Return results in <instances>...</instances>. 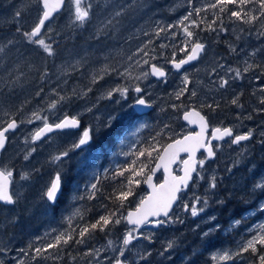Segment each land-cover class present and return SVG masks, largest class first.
<instances>
[{"label":"rangeland","instance_id":"obj_1","mask_svg":"<svg viewBox=\"0 0 264 264\" xmlns=\"http://www.w3.org/2000/svg\"><path fill=\"white\" fill-rule=\"evenodd\" d=\"M118 2L125 3L127 0H92L94 7L96 5L100 6L96 8L98 14L82 27L71 22L72 17L68 11V6L66 11L61 13L50 25L55 29L53 47L56 55L53 57H48L47 54L41 55L40 50L24 42L17 34L0 35V47L6 45L8 39L17 41L15 46L10 45L5 48L4 52L0 53V91L7 92L9 90L5 83L9 79V73L13 74V78L19 75L23 85H17L15 95L10 100L4 95H0V122L8 118L5 116V112L15 111V107H19L26 100L28 103L25 105V113L19 117L20 119L30 115L32 110L46 109L49 97L52 96L51 88L56 86L62 95L66 93L71 95V100L58 106V109L54 112H44L43 114L49 116V122L55 120L57 116L63 118V115L67 113L68 115H75L79 119L84 117L87 124L95 130L103 127L102 125L107 121L109 114H112L117 117L112 125L116 124L119 127L122 126V128L128 126L126 129L128 137L123 138L122 144L128 148L133 147L134 136H131V133L132 135L136 134L137 129H140V125L130 124L129 117L136 112L133 107L135 101L132 97L138 96V94L130 89L127 99L122 98L119 93L114 94L113 99H106L104 96L107 90L111 88L118 85H133L138 81L129 79L127 75L119 76L112 69L115 68L121 73H124L127 69L132 77L139 75L142 68L136 67L134 61H128L127 56L135 51L137 47L147 43L149 38L154 41L150 48H156L154 54L157 55V59L152 62L165 66L167 64L165 57L171 58L173 51L171 45L175 43L178 48L181 44L180 37L182 34H180L179 29H172V31L178 33L177 39L172 40L164 35L157 38L153 34V30L157 27V22L164 26L176 24L185 15L186 7L189 4L188 0H134V3L138 5L137 10L120 18V24L111 30L112 35L110 37L100 34V38L96 39L98 30L102 26L101 21L107 15L104 9ZM36 4L37 0H0V23L12 21L15 11L20 10L23 14L21 18L17 19L24 27L29 28L37 15ZM68 27L92 28L89 31L92 36L85 39L82 37L83 33L78 30L70 35H65V30ZM235 27L239 28L240 25L237 24ZM144 32H148L149 36H145ZM63 37L68 38L65 43L68 45L57 49V44L58 47L64 44L63 40L65 38L63 39ZM58 38L59 42L56 40ZM70 38L72 42L69 41ZM161 43L170 46L166 49H160L159 45ZM161 52L163 56L159 55ZM178 53L180 52L177 51V55ZM78 61L80 64H77ZM73 65L75 67H72ZM45 67H47L51 76L48 82L39 79L38 70ZM106 68L108 70L107 74L103 71ZM143 69L146 70L147 66H143ZM93 76L97 79L96 83L92 82ZM100 76H103L102 80ZM155 80V78L149 77L147 81L141 82V86L146 88V92L149 94L147 96L152 101L162 99V103L165 104L167 99H175L174 93L180 88L181 74L173 70V75L169 81ZM41 85L45 89L41 94L44 97L43 100L35 95ZM88 88H91L92 91L88 92ZM74 89L80 95H72ZM84 93L87 94L84 95ZM116 101H119V103ZM88 108H92V111H87ZM39 126H42L40 121H36L34 124L25 123L21 125L10 137V141L3 151L1 167L2 169L13 170L14 185L12 189L18 195V201L12 207L11 215L5 217V219H9L8 223H13L14 220L28 219L36 213L38 206L41 205L46 209V213L54 218V221L48 223L47 226L52 229V225H56L55 228L65 230L62 219L64 221L66 212H59L61 213V219L57 218V214L49 208V203L46 198H42V194L45 187L53 179L56 169L61 167L59 162L51 164L52 157L69 149L72 143L78 140L80 134L74 131L63 132L45 141L41 140L33 143L30 139V133ZM26 137H28V143H25ZM32 147H35L36 151L31 154L27 161L24 160V155ZM254 150H260L261 156L259 157L262 158L253 157ZM214 161L209 160L206 163L201 173L204 179L197 177L190 191L182 195L175 212L171 215L174 220L176 217H179V220L166 224L160 229H151L146 232V235L153 234L151 243L147 240L134 241L135 247L127 253L129 261L140 264L142 261H139L138 252L159 250L160 253L163 252L164 254L156 256L153 261L149 256L146 263L143 264H192L180 237L183 231H187V234L195 231L197 234L195 239L201 238L200 243L202 241L206 242L204 248H206L211 259L206 264H215L212 260L213 255L221 254L224 251L236 252L247 239H250L252 235L259 231L258 226L264 224V210H262L264 191L254 188V185L264 177L263 144L257 142L244 149H233L228 145H221L218 160ZM119 162L120 160L116 161L115 164ZM49 164H51V167H47ZM24 173L29 175L27 180H21L20 178ZM213 175L217 178V187L214 189L210 188L208 183ZM224 190L226 192L233 191L234 196L243 198L245 208L240 218H233L229 211L223 213L224 211L218 212V209H216L217 203H220L224 198ZM145 195L136 198L134 200L135 204ZM197 196L201 197V203L196 205L197 208L203 207L202 201L205 197L208 199V205L203 212H200L197 216H192L190 210L185 211L183 209V204L192 205ZM212 217H215V219H212ZM237 220L241 221L239 225L235 224ZM43 223L41 220L39 223L40 229H42ZM221 225L222 227L219 230L218 228ZM36 227L29 226L28 229L35 230ZM28 229H25V231ZM13 230L17 231L18 234L24 232L20 226ZM206 232L209 233L208 236L204 235ZM220 235L227 236L228 240L220 238ZM118 238L113 234L111 236L107 235V241L109 239L116 241L117 247L120 245ZM189 240H191L190 237ZM107 241L96 248L103 250L107 247ZM169 241L173 242L174 246L172 249L164 251ZM78 255V253L75 254L76 259H78ZM114 255L116 253L111 249L107 252L102 251L100 264H107L104 256L112 257ZM22 258L25 260V264L31 262L30 257ZM251 259L252 257L245 253L243 256L237 257L235 261L221 262V264H249ZM69 261L71 262L70 259H68ZM78 261L81 262L78 263ZM76 263L87 264V259L77 260Z\"/></svg>","mask_w":264,"mask_h":264},{"label":"snow or ice","instance_id":"obj_2","mask_svg":"<svg viewBox=\"0 0 264 264\" xmlns=\"http://www.w3.org/2000/svg\"><path fill=\"white\" fill-rule=\"evenodd\" d=\"M188 4L191 6V11H188L186 15H183L176 24H168L166 26L157 22V27L153 30L155 37L160 38L161 35L170 37L172 40L177 39L178 33L172 31V29H179L183 39L181 40L180 46L172 44L173 51L171 58L165 57L168 64L177 72H181L185 65H189L193 61H197L201 58L202 53H206V44L203 42V37L200 36V32H209L219 35L222 32H229L230 26L240 25L239 29L231 27L233 33L239 32L236 35V41H245L246 38L255 37L257 40H264V0H207V2L201 6L196 7L194 0H188ZM68 5V11L72 17L71 22L77 26H84L85 23L91 21L92 17L96 15V8L100 7L96 5L94 7L92 0H37L36 11L37 15L30 28H24L20 23L22 12L16 10L14 14V23L16 24L15 32L19 34L24 42L29 45H33L36 49L40 50V54H47L48 57L56 55L55 48L53 47V33L55 29L50 25L55 19V16L59 14L65 6ZM138 5L134 3V0H127L125 3L111 4L104 9L107 13L105 18L101 21L102 26L98 30L96 39L100 38V34L105 37L112 35V29L116 25L120 24L122 17L131 14L137 10ZM211 10L212 18L208 19L207 13ZM227 21V23H226ZM58 35V33H56ZM145 36H149L148 32L143 33ZM17 41L14 39H8L7 44L0 47V53L5 51L8 46H15ZM154 41L149 38L147 43L136 48L135 51L131 52L127 56L128 61H134L136 67L142 68L139 75L132 77V74L125 69L124 73L119 72L113 68L112 71L116 72L119 76H125L129 79H135L138 83L127 86H116L107 90L104 98L113 99L114 94L119 95L127 99L130 89L138 94L135 99V104L139 106H151L149 100L145 97L149 95L146 92V88L141 86V82L147 81L149 77H156L158 79H166L168 72L164 66L152 63L157 59L156 48H150ZM59 45L57 44V47ZM170 45L161 43L160 49H166ZM177 51L183 53V58H177ZM229 51L232 54L240 55L243 48H238L235 43L229 44ZM258 54H264V48H254L250 52H244L247 57L243 61V68L231 67L226 68V75L219 76L218 89H227L231 86V83L237 80H243L247 74L259 71V75L255 76L258 82L264 85V63H257L255 58ZM163 56V53H159ZM249 59L252 60L249 63ZM77 64H80L78 61ZM131 66V65H130ZM143 66H147L144 70ZM72 67H75L73 65ZM218 68L224 69V64H217ZM39 79L41 81L48 82L51 79L47 67L39 69ZM106 74L108 73L107 68L103 70ZM217 69H212L213 73H216ZM55 75V73H53ZM231 77V80L228 78ZM103 79V76H100ZM93 83L97 82L95 76H93ZM9 90L7 92L0 91V95L6 96L9 100L15 95L17 85L23 86L20 80V76L17 75L13 78V74L9 73V79L5 81ZM66 83V81H65ZM183 87L179 88L174 93V98L177 101H182L185 98L191 103L180 104L173 103L171 107L176 111L183 110L182 119L189 125H197L199 131H192L186 134H177L176 136L169 135L168 143H162L158 137L163 135V132L157 133L156 136L152 137V143H149L146 147L138 149L135 153H124V155H134L137 157L133 160L130 165L126 167H118L113 173L114 177H123L120 187L114 189L109 193L105 199L111 200L115 205L114 208L109 209L106 205H102L105 208V214L99 215L97 219L92 222L84 220L81 215L83 223L77 224L75 227L72 226V217L68 218L69 227L66 230L56 232L53 229L51 232L45 233V236H51V240L45 243H39L44 237H37V243H29L27 249L20 248L18 251L21 254V258H14L15 264H25V260L22 257H30L33 264H43L48 260L57 261L62 258L65 251L72 248L73 246L86 245L93 237V235L99 232L108 233L116 226L120 225L122 221H127L128 225L132 227L128 228L122 235L120 245L116 246V241L109 239L107 241V247L103 250L100 248L89 247L82 253L83 257L87 259V264H100L102 251L107 252L111 249L116 255L112 257L104 256V260L107 264H135V262L129 261L127 253L135 247L134 241L144 239L152 242L153 234H144L141 229L147 225H153L154 227H161L169 223H174L179 220L176 217L175 220L170 215L172 212L173 205L180 200V193L184 188H187L189 182H195V179H204L201 174L204 170L206 163L213 159L216 155L215 146L213 140H224L225 138H231L230 144H240L242 141H247L253 136L254 130H248L243 134H234L232 127H214L211 129L209 138V118L204 113V109H211L216 111L219 109V102L214 103H200L199 106L195 104V99L198 93L195 89L190 90L188 85L190 84L188 73L185 71L182 77ZM44 86L36 91L35 95L40 97L41 100L44 97L41 95L44 92ZM88 92L92 89L88 88ZM261 96L259 98V107L255 111L264 113V86L259 89ZM52 96L49 97L46 109L32 110L30 115L20 119L19 117L25 113V105L28 101H24L19 107H15V111L5 112V116L8 118L3 122H0V150H4L6 143L9 141V133H15L21 125L34 124L36 121H40L42 126L37 127L33 132L30 133V139L33 143L41 141L47 138L48 134L63 131L65 129L80 128V119L73 115L70 116L67 113L63 115V118L57 116L55 120L49 122V116L43 114L44 112H54L58 109V106L66 101L71 100V95L61 94V91L57 90L56 86L51 88ZM87 93H84L86 95ZM187 94V95H186ZM256 93L253 92L252 95ZM72 95H80L73 90ZM243 92L236 93L232 96L230 104L237 106L238 108H244V105L240 103V97ZM119 103V101H116ZM94 107V106H93ZM87 111L91 112L92 108H88ZM237 120L242 118L252 119L251 115L244 117L243 111L237 113ZM117 117L109 114L107 121L103 123V127L110 129L112 122ZM165 129L170 128V125L165 124ZM94 129L84 128L82 134L78 140L72 143L71 147L67 150L61 151L52 157L53 163H62L65 158L69 157L70 152H74L78 149L82 150L92 140ZM264 136V132L260 133ZM28 137L25 138V143H28ZM201 149L206 152V156L203 159H197L196 153ZM36 151L35 147L29 149L24 155V160H28L32 153ZM186 153L187 158H181L180 154ZM203 155V153H202ZM140 157L145 158L139 162L137 161ZM155 167H152V164ZM179 163L181 166L182 175H175L173 173L172 166ZM163 169L164 178L163 182L159 184L153 183V176L157 170ZM230 171V169H229ZM127 173V175H125ZM13 170L8 168L0 169V204L3 205H15L18 201L17 193L13 192ZM21 180H27L29 178L28 173L21 175ZM62 178L63 172L57 170L55 176L49 184L45 187L42 194V198H46L47 201L56 203L58 195L62 194ZM96 182L91 183L88 187V199L96 198L98 194L102 195L99 187V178H94ZM126 181V183L124 182ZM141 183L148 184L152 189L150 193L142 197L137 203L134 211H128L127 215L121 213V209L124 208L125 202L130 197L135 195V188ZM209 187L214 189L217 187V178L213 175L208 181ZM254 188L264 191V177L254 185ZM87 190V189H86ZM83 199V196L79 197ZM203 207L197 208L196 205L201 203V197H195V202L192 205L187 203L183 204L185 211H191L192 216H197L200 212L204 211V208L208 205L207 197L203 198ZM264 210V206H262ZM79 214V213H77ZM215 219V217H212ZM182 223V221H180ZM240 220L235 221V224L239 225ZM259 231L252 235L250 239H247L245 243L236 251H224L221 254L212 256V260L215 264H221V262L235 261L237 257L243 256L245 253H250L252 259L249 264H264V224L258 226ZM53 233H55L53 235ZM208 236L209 233H204ZM131 246V247H130ZM173 242L169 241L164 251H168L173 248ZM10 249L7 245L0 246V254H7ZM161 255L164 253L161 252ZM139 261H147L148 257L151 256V252L144 250L137 253ZM76 259L75 256L72 257ZM0 264H4L0 260Z\"/></svg>","mask_w":264,"mask_h":264},{"label":"flooded vegetation","instance_id":"obj_3","mask_svg":"<svg viewBox=\"0 0 264 264\" xmlns=\"http://www.w3.org/2000/svg\"><path fill=\"white\" fill-rule=\"evenodd\" d=\"M194 2L196 7H201L207 2V0H194ZM67 7L68 5H66L65 8L55 16V19H57L61 13L65 12ZM97 10H96V15L98 14ZM188 11H191L190 5L186 7L185 15L187 14ZM206 15L208 19H211L212 18L211 10H209ZM1 23H0V35L17 34L15 32L16 24L14 23V18L12 19V21H5L2 24ZM22 26L24 27V25ZM231 27H235V25L230 26L229 32L226 33L222 32L219 33V35L209 32H200V36L203 37V42L206 44V49H207L206 53H202L200 59L191 62L189 65H185L184 69L181 72H177L181 74V81L179 86L180 88L183 87L182 77L185 71L188 73L190 80V84L188 85V87L190 90L195 89L198 93L197 98H194L195 104L197 106H199L200 103L219 102L220 104L219 109H217L216 111H212L211 109H207V108L204 109L203 114H207L209 118V133H208L209 138L211 134V129L214 127H232L234 129V134H243L246 133L248 130H254L252 138H250L247 141H242L240 144H230L231 138H225L224 140L213 141L212 143L215 146V151H216V159H215L216 161L218 160L219 157V147L221 145H228L230 148L233 149H241V148L244 149L247 148L250 144H256L257 142H261L264 146V136L260 135L261 132H264V113L255 111V109L261 107L258 103L259 98L261 96L259 89L261 86H264L262 85L261 82H258L255 79V76L260 74L259 71L249 73L246 75V77L243 80H237L231 83V86L228 87L226 90L218 89L219 76L226 75V68L228 66H231L233 68L239 66L243 68L244 66L243 61L247 59V57L244 55V52L246 51L250 52L254 48H264V40H257L255 37L246 38V42L236 41L235 37L236 35L239 34V32L237 31L236 33H233L231 31ZM24 28L27 29L28 27H24ZM76 30L82 33H91L89 31L92 30V28L79 29L76 27H68L65 30L66 32L65 35H70L73 32H76ZM17 35L19 36V34ZM180 38L181 40L183 39L182 36ZM63 39H64L63 40L64 44L60 47H57V49L66 47L68 45L65 44L68 38L63 37ZM56 40L58 42L60 41L59 38ZM69 41L72 42V39L70 38ZM230 43H235L238 48H243L244 51H241L240 55L230 53L229 51ZM183 55H184L183 53H178L177 58H183ZM255 60L257 63H264V54H258ZM251 62L252 60L249 59V63ZM152 63H156V62H152ZM217 64H224L225 68L224 69L218 68ZM164 67L168 72V76L166 77V79L155 80V81H169L170 78L172 77L173 70L171 65L167 63ZM214 67H216L217 69L216 73L212 72V69ZM228 78L231 80L230 76H228ZM262 80H264V78H262ZM239 92H243V95L240 97V103L244 105L243 110L238 108L237 106L230 104V100L232 96ZM253 92H255L256 94L252 95ZM136 98L137 96L132 97L134 101ZM145 98L148 99L149 102L154 105V107L151 111L147 113L139 114L135 112L130 115L129 117L131 120L130 124L140 125V129L139 130L137 129L136 134L132 135L131 133V136H134L133 139L134 143L132 148H128L126 145L122 144L123 138L128 137L126 134V129L128 126L122 128V126L119 127L118 125L114 124L110 129H106L104 127L95 129L92 136V140L87 146H85L82 150L78 149L74 152H71L68 158H65L62 163H59L61 167L57 168L56 171L60 170L63 172L62 194L58 195V199L56 203L53 204L48 201L49 203L48 206L52 211H54V213L57 214V218L59 219H61L60 217L61 213L59 212H64V213L66 212L64 214V221L62 219V224L63 227L65 226L64 227L65 230L68 229L69 227V223H68L69 217H72L73 227H75L77 224L83 223V221L81 220V215H83L84 220L86 221L89 222L94 221L91 218L92 199H88V192L90 191L88 186L91 183L96 182V180L94 179L96 177L99 178V184H100L102 178H106L109 175H112L118 167L123 166L131 157V154L126 156L124 155V153H133L134 149L136 147L138 148L141 145L142 139L144 137V133L148 128L149 121L151 120V118L155 116V113L159 110L158 106L164 104L162 103V99L160 101H152L149 96H146ZM182 101L184 103H191V101L185 98H182ZM182 101H177L175 99L170 98L165 101V104L171 102L181 103ZM241 111H243L244 117L251 115L252 119L249 120L246 118H242L240 120H237L236 118L237 113H240ZM182 114H183V110L180 111V119H178V126L176 127V131L181 135L192 131H198L197 128H192L189 124H187L186 121L182 119ZM80 124L81 127L78 129H65L63 131H56L48 135L47 138H44L42 140L45 141L63 132L74 131V132H78L81 135L82 130L84 128H89L90 125L87 124V121L84 120V117H80ZM8 135L10 141V137L13 135V133L10 132ZM176 138H178V136ZM9 141L7 142V145ZM3 151L1 154V163L3 158ZM204 156H206V153L201 152L199 154L198 159H203ZM185 157L186 156H183L182 158ZM118 160H120V162L115 164L116 161ZM51 164H56V163H53L51 161ZM51 164L47 165V167H51ZM1 166L2 165H0V168L2 169ZM176 172L179 174L180 165L176 167ZM162 178H163V173L159 172L155 177V182L159 183L162 180ZM13 185H14V179H13L12 187ZM193 185L194 183L191 182L188 189L180 193V199L182 195L187 194V192L190 191L191 186L193 187ZM146 193L147 190L145 188L139 196L145 195ZM80 196H83L84 198L80 199L79 198ZM218 203L217 205H219ZM136 205L137 204H135L134 201L132 207H129L128 211L132 208H135ZM177 205L173 209L170 215H172L175 212ZM13 206L15 205L0 204V246L6 244L7 247L10 249V251H8L7 254H0V260H2L4 264H14L15 262L14 258L21 257V254L18 251V249L20 248L27 249L29 243H37L36 241L37 237H44V239L39 243H45L51 240L52 238L51 236H45V233L51 232L53 229H55L56 232L63 231L60 230L59 228H55L56 225H52V229L49 226H47L48 223H52L54 221V218L51 217L50 214L46 213L47 212L46 209L43 208V206L41 205L38 206L36 213H34L32 217L25 220H14L13 223H8L9 219L8 218L5 219V217L11 215V212L13 211L12 208ZM216 209H218V206ZM218 211H220V209ZM126 214L124 215L126 216ZM37 217H39L44 222L42 224V229H40V224H39L41 220L38 219ZM219 218H220V214H219ZM123 222L126 224H125V228H121L119 232V238L122 237L123 233L128 228L132 227L127 224V221H122L120 225H122ZM3 223H5V225H3ZM18 226L23 228L24 232H21L23 234H18L17 231L13 230ZM29 226H33V227L37 226V227L35 230H29L28 229ZM162 227L163 226L157 228L144 226L141 229V231H143L144 234H146V232L150 231L151 229H160ZM221 227L222 225L218 229L220 230ZM25 229L28 230L25 231ZM222 231L224 230L222 229ZM183 232H185L184 234L192 239H195L197 235L195 231L190 234H187V231H183ZM1 233L3 234L1 235ZM102 233L103 235L101 236L97 234L94 235V237L89 239L86 245L73 246L72 248L66 250L61 259L57 261L48 260L46 262H43V264H77L76 263L77 260L86 259L85 257H83L82 253L86 251L89 247L96 248L100 244H105V242L107 241V233L105 232ZM54 234L55 233H53V235ZM199 239L201 240V238ZM142 240L144 239H140L138 241H142ZM77 253L79 254L78 259H73L72 255L75 256V254ZM158 255H161L159 250L158 251L154 250L153 252H151L150 259L153 261V259L156 258V256ZM75 257L77 258V256ZM68 259L71 260L70 263H68ZM209 260L211 261L210 258ZM79 262L81 261H78V263ZM143 263H146V261L140 262V264ZM28 264H33V262L31 261ZM192 264H201V263L196 260L195 262H192Z\"/></svg>","mask_w":264,"mask_h":264},{"label":"trees","instance_id":"obj_4","mask_svg":"<svg viewBox=\"0 0 264 264\" xmlns=\"http://www.w3.org/2000/svg\"><path fill=\"white\" fill-rule=\"evenodd\" d=\"M92 35H90L89 33H83L82 37L83 38H90ZM175 42V41H174ZM175 44V43H174ZM176 104H180L179 102H174ZM173 104V102L171 103H166L164 105L158 106V111L155 113V116L153 118H151V120L148 123V128L146 130V132L144 133V137L142 139L141 145L137 148L134 149L133 153H135L138 149H142L144 147H146L149 143H152V137L156 136L157 133L159 132H163V135L161 137H158V139L161 140L162 143H168V136L169 135H173V136H178L177 134H179L176 131V127L178 126V119H180V111H176L174 110L171 105ZM168 124L170 125V128L165 129L164 125ZM261 152L260 150H257L253 152V157H259ZM262 158V157H259ZM137 157L134 155H131V157L129 158V160L123 165L122 167H126L128 165L131 164V162L133 160H136ZM145 158L140 157L139 160L137 161V166H139V162L143 161ZM152 167L154 166V163L151 165ZM125 175H127V173H125ZM124 178L123 177H114L113 174L109 175L106 178H102L99 184V187L101 189V193L102 195L98 194L96 198L92 199V211H91V218L93 220L97 219L99 217V215L101 214H105V208L102 207V205H106L107 208L112 209L115 207V205L112 203L111 200L105 199L104 197H106L109 193H111L114 189H118L120 187V183L121 181H123ZM126 183V181H124ZM145 189L144 187V183H141L138 187L135 188V195L130 197L129 200L127 202H125V206L124 208H122L120 211L121 213L124 215L126 214V212L128 211L129 207H132V204L134 202V200L143 192V190ZM223 195L224 198L223 200L220 201L219 205H218V210L220 209V211L218 212H222L226 213V212H231V216L233 218H240L241 217V213L243 212L244 208H245V204L243 201V198H239L238 196H234L233 195V191L231 192H226L225 190L223 191ZM125 224L123 222L122 225H116L114 226L110 232L107 233V235H115L116 237H119V232L121 230V228H125ZM103 235L102 232L97 231L94 235ZM182 237H180L182 239V244H184L183 246H185L186 251H187V255H189V257L191 258V262H195L196 260L199 261L201 264H206L208 263L209 260V256L207 253L206 248H204V246L206 245V242L200 243V239H192L189 240V237L187 235L183 233ZM93 235V237H94ZM180 236V234H179ZM185 238V239H184ZM220 238L222 239H227L228 237H223L222 235H220ZM187 244V246H186ZM248 256H251L250 253H246Z\"/></svg>","mask_w":264,"mask_h":264},{"label":"water","instance_id":"obj_5","mask_svg":"<svg viewBox=\"0 0 264 264\" xmlns=\"http://www.w3.org/2000/svg\"><path fill=\"white\" fill-rule=\"evenodd\" d=\"M175 70V69H174ZM176 71V70H175ZM155 79H157V80H162V79H164V78H160V79H158V78H156V77H154ZM150 104V103H149ZM151 106L149 107V106H139V105H136L135 104V102H134V104H133V107H134V109L139 113V114H144V113H147V112H149V111H151L152 109H153V105L152 104H150ZM192 128H197L198 129V131H199V127L197 126V125H190ZM72 129H78V128H72ZM51 134V133H50ZM49 135V134H48ZM179 138V137H178ZM213 141H215V140H213ZM212 141V142H213ZM170 142V141H169ZM6 145H7V143H6ZM6 145H5V147H6ZM2 151L3 150H0V165H1V154H2ZM201 152H204V150L203 149H201L200 151H198L197 153H196V158L198 159V157H199V154L201 153ZM206 153V152H205ZM180 156H181V158L183 157V156H186L185 158H187V154L186 153H181L180 154ZM215 159V157L213 158V159H211V160H214ZM179 165V163H177V164H175V165H173L172 166V168H173V173L175 174V175H182L183 173H182V171H181V166H180V172H179V174L176 172V167ZM153 167H155V164H154V166ZM1 169V168H0ZM159 172H162L163 173V169H160V170H157L156 171V173H155V175L153 176V183H155V184H159V183H162L163 182V178H164V173H163V178H162V180L159 182V183H156L155 182V177H156V175L159 173ZM192 181H190L189 182V185H188V187L190 186V183H191ZM145 184V183H144ZM188 187L187 188H184L183 190H182V192H184V191H186L187 189H188ZM145 188H146V190H147V193H146V195L148 194V193H150L151 191H152V189L149 187V185L148 184H145ZM181 192V193H182ZM145 195V196H146ZM178 202V201H177ZM52 203V202H51ZM177 204V203H176ZM176 204H174L173 205V208H172V211H173V209H174V207L176 206ZM135 210V208H132V209H130L129 211H134ZM128 213V212H127ZM171 214V213H170ZM127 215V214H126ZM131 226V225H130ZM146 227H154L153 225H147ZM155 228H157V227H155Z\"/></svg>","mask_w":264,"mask_h":264},{"label":"bare ground","instance_id":"obj_6","mask_svg":"<svg viewBox=\"0 0 264 264\" xmlns=\"http://www.w3.org/2000/svg\"><path fill=\"white\" fill-rule=\"evenodd\" d=\"M249 50H250V49H249ZM54 61H55V60H54ZM173 70H174V69H173ZM166 71H167V70H166ZM174 71H175V70H174ZM176 72H177V71H176ZM167 76H168V75H167ZM153 78H154V77H153ZM156 80H157V79H156ZM162 80H163V79H162ZM149 103H150V102H149ZM150 104H152V103H150ZM152 105H153V104H152ZM153 106H154V105H153ZM135 111H136V110H135ZM136 112H137V111H136ZM137 113H138V112H137ZM70 116H71V115H70ZM53 133H54V132H53ZM51 134H52V133H51ZM49 135H50V134H49ZM111 150H112V149H111ZM109 157H110V156H109ZM111 158H112V157H111ZM215 159H216V155H215ZM215 159H214V160H215ZM214 160H211V161H214ZM91 170H92V169H91ZM105 170H106V168H105ZM89 177H90V176H89ZM76 201H77V200H76ZM178 201H179V200H178ZM177 203H178V202H177ZM176 205H177V204H176ZM175 207H176V206H175ZM175 207H174V208H175ZM225 215H226V214H225ZM209 226H210V225H209ZM181 237H182V236H181ZM69 262H70V261H69ZM69 262H68V263H69Z\"/></svg>","mask_w":264,"mask_h":264}]
</instances>
